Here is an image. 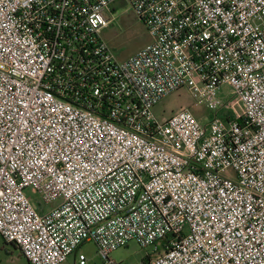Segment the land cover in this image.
Instances as JSON below:
<instances>
[{"label": "built area", "instance_id": "built-area-1", "mask_svg": "<svg viewBox=\"0 0 264 264\" xmlns=\"http://www.w3.org/2000/svg\"><path fill=\"white\" fill-rule=\"evenodd\" d=\"M118 1L150 37L124 60L100 38ZM181 89L204 125L154 115ZM0 239L27 264L130 241L148 264H264V0H0Z\"/></svg>", "mask_w": 264, "mask_h": 264}, {"label": "rangeland", "instance_id": "rangeland-1", "mask_svg": "<svg viewBox=\"0 0 264 264\" xmlns=\"http://www.w3.org/2000/svg\"><path fill=\"white\" fill-rule=\"evenodd\" d=\"M113 21L103 29L100 38L105 41L118 60H124L135 54L138 50L150 42V37L142 23L122 2H115L109 9ZM220 100L225 103V108L234 118L242 115L241 104L235 95L230 92L227 86L220 88ZM186 108L193 117L204 125L212 115L208 106L198 102L185 89L170 94L159 102L154 108L153 113L157 118H165L176 112L179 108ZM33 206L42 212L50 209V205H42L37 195H30ZM153 247L141 248L136 242L130 241L126 246L121 247L109 255V258L115 264H142V259L151 255ZM85 257L86 264H103L97 254L94 243L88 242L82 244L77 249ZM0 264H27L19 251L11 245L5 244L0 239ZM62 264H77L73 262L72 256Z\"/></svg>", "mask_w": 264, "mask_h": 264}, {"label": "trees", "instance_id": "trees-1", "mask_svg": "<svg viewBox=\"0 0 264 264\" xmlns=\"http://www.w3.org/2000/svg\"><path fill=\"white\" fill-rule=\"evenodd\" d=\"M221 111L223 113V116L224 118L228 119V118H231L232 115L230 114L229 111L226 110L225 108V103L223 102L222 103V107H221ZM167 243V240H163L159 245H158V250L157 252H160L161 250L164 249V244ZM6 244V243H5ZM8 245H11L12 247H14L15 249H17L14 245L12 244H8ZM154 256V253H152L151 255H147L145 256L143 259H142V264H148L149 260Z\"/></svg>", "mask_w": 264, "mask_h": 264}, {"label": "crops", "instance_id": "crops-1", "mask_svg": "<svg viewBox=\"0 0 264 264\" xmlns=\"http://www.w3.org/2000/svg\"><path fill=\"white\" fill-rule=\"evenodd\" d=\"M69 257H70V256H69ZM67 259H68V258H67ZM67 259H66V260H67ZM72 259H73V262H74V257H73V255H72Z\"/></svg>", "mask_w": 264, "mask_h": 264}]
</instances>
